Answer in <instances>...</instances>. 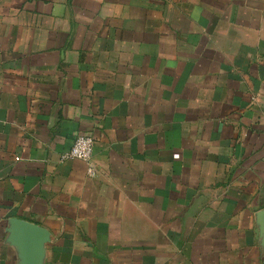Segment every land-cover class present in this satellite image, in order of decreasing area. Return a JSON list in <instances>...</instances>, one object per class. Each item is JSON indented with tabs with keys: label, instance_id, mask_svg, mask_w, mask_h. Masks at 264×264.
I'll return each mask as SVG.
<instances>
[{
	"label": "crops",
	"instance_id": "crops-1",
	"mask_svg": "<svg viewBox=\"0 0 264 264\" xmlns=\"http://www.w3.org/2000/svg\"><path fill=\"white\" fill-rule=\"evenodd\" d=\"M0 264H264V0H0Z\"/></svg>",
	"mask_w": 264,
	"mask_h": 264
},
{
	"label": "built area",
	"instance_id": "built-area-1",
	"mask_svg": "<svg viewBox=\"0 0 264 264\" xmlns=\"http://www.w3.org/2000/svg\"><path fill=\"white\" fill-rule=\"evenodd\" d=\"M94 138L90 134H77L72 146L62 154L63 160H82L87 165L89 175L96 174V166L93 159Z\"/></svg>",
	"mask_w": 264,
	"mask_h": 264
}]
</instances>
